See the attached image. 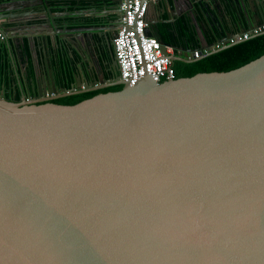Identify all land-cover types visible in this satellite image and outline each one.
<instances>
[{
    "label": "water",
    "instance_id": "95a60500",
    "mask_svg": "<svg viewBox=\"0 0 264 264\" xmlns=\"http://www.w3.org/2000/svg\"><path fill=\"white\" fill-rule=\"evenodd\" d=\"M53 1L0 0V51L14 46L10 20L39 31L17 44L35 55L46 26L63 40L88 32L57 29ZM237 2L229 23L211 17L222 46L201 58L243 42L229 43L230 28L241 35L264 23V0L249 12ZM45 76L35 69L19 102L0 95V264H264V54L228 72L161 83L147 75L133 86L74 75L67 90Z\"/></svg>",
    "mask_w": 264,
    "mask_h": 264
},
{
    "label": "flooded vegetation",
    "instance_id": "af4514ba",
    "mask_svg": "<svg viewBox=\"0 0 264 264\" xmlns=\"http://www.w3.org/2000/svg\"><path fill=\"white\" fill-rule=\"evenodd\" d=\"M65 1L67 0L50 2L52 12L58 14L54 18L57 29L71 30L83 28L88 29V32L85 34H65L62 36L67 40H63L51 27L46 26L44 32H42V37H47L48 42H43L41 46L36 43L37 45L35 46L36 53L38 49L40 55H42L41 59L45 66L44 73L47 75V72L50 71L56 86L67 90L76 84L74 75L79 77L80 84L87 85H90L101 74L106 77V80L116 78L118 76V69L115 66L112 41L116 27L121 21L120 3L118 0H88V4L86 3L83 9L68 11L67 5L64 3ZM74 1L76 2V6H80L78 4L86 0ZM55 8H58L59 11L55 12L53 10ZM175 23L172 22L171 24ZM158 30V27H155V31L153 32L156 34ZM17 50L21 54H25V48L21 50L18 47ZM1 54L6 60L9 61L11 59V55L4 54L3 51H0ZM62 55L66 56L68 70L71 71L72 75V82L68 83V88H66L67 81L64 79V72L60 65L63 59ZM9 65H11L10 62ZM4 75L7 78L12 77L9 69L8 73L6 71ZM23 75L17 76L16 74V82L14 84L10 82L11 85L7 86L2 81L4 79L3 75L0 74V95L3 93L4 99L16 102L21 101L22 94H26L22 90L26 87V80L29 77L27 68L23 72ZM27 98L32 99L29 91H27Z\"/></svg>",
    "mask_w": 264,
    "mask_h": 264
},
{
    "label": "trees",
    "instance_id": "16d2710c",
    "mask_svg": "<svg viewBox=\"0 0 264 264\" xmlns=\"http://www.w3.org/2000/svg\"><path fill=\"white\" fill-rule=\"evenodd\" d=\"M87 2L88 0L80 2V4H78L80 6H76V2L74 0H67L64 3L67 5L68 11H75L83 9ZM53 10H55V12L59 11L58 8ZM158 29L159 30L154 37H156L159 41H162L165 45L173 47L175 53L179 50V48H182L185 51L193 50V52H200V50L204 47H210L215 43L214 38L208 30L201 32L200 26L190 25V21L186 17L180 18L175 24H160ZM25 54V57L28 59L26 46ZM263 54L264 34L250 37L243 42L237 43L215 54L203 58L199 57L198 61L194 63L185 64L181 62H174L172 63L174 79L188 78L198 73L228 72L259 58ZM62 58L63 59L61 60L60 65L62 67V71L64 72V79L67 81L66 88H68V83L70 84L72 82V75L70 73L71 71L68 70L66 56L62 55ZM2 59L3 63L0 68V74L3 75L4 79L2 81L4 84L9 85L10 82L12 83V77H5V72L7 71L8 73V65L6 59L4 57H2ZM27 71L29 76H31L33 72L32 69L28 67ZM121 88V86L108 87L92 92L60 98L54 100L52 103L71 106L97 94L116 92L121 90Z\"/></svg>",
    "mask_w": 264,
    "mask_h": 264
},
{
    "label": "built area",
    "instance_id": "2783aa9c",
    "mask_svg": "<svg viewBox=\"0 0 264 264\" xmlns=\"http://www.w3.org/2000/svg\"><path fill=\"white\" fill-rule=\"evenodd\" d=\"M150 1L122 0L119 5L121 21L112 43L119 79L129 86L135 85L147 75H152L155 83L174 79L172 62L168 58L174 55L173 47L167 45L162 47L156 37L145 35V30L148 28L147 12ZM262 33H264V23L253 28L250 33L233 36L229 39V43L245 41ZM4 38V34L0 32V41ZM221 46V44L212 45L202 50V53ZM199 57V52L194 51L189 53L186 59Z\"/></svg>",
    "mask_w": 264,
    "mask_h": 264
},
{
    "label": "crops",
    "instance_id": "0c3cea01",
    "mask_svg": "<svg viewBox=\"0 0 264 264\" xmlns=\"http://www.w3.org/2000/svg\"><path fill=\"white\" fill-rule=\"evenodd\" d=\"M151 1L153 2L159 1L161 5L164 3L167 7V14L159 13V11H157V8L155 7L150 8L148 10L147 19L150 18V20L155 22L153 31H155V27H158L160 24H164V23L171 24L172 22H177L182 17H186L190 21V25L200 26V30L201 32H203L204 30H208L207 25L210 23L211 17H213L216 22L222 20L225 23H229L228 15L230 16V18L235 19L236 17L235 13L240 11L239 4L237 2L238 0L236 1L234 0H177V1L151 0ZM227 3H228V8H227ZM224 4L226 7L225 15L222 10V7L224 6ZM257 5H258V0H241L240 8H242L243 11L249 12ZM232 8H234V11H232ZM168 15L172 17V19L174 20L167 22L166 20H167ZM8 22H9L8 27L11 28V34H12V38L10 37V40L12 41L14 46L12 47V51H11V59H9V61L6 60V62L8 63V69L13 78L12 84L16 82V73H17V76L18 75L24 76L23 72L28 67L31 68L32 71L36 69L38 76L40 74V76L42 75V77H46L45 76L46 74L44 73L45 66L43 64L40 51L38 49L36 53L37 56H35L33 53H30L31 47L26 46L27 53H28V59L24 57L25 55L24 53L21 54V52H18L17 50L18 40L21 38V36H23L26 33H33L32 36L37 40L38 38L37 35L39 32L35 31V29H32L30 26L29 28H26L25 26H21L19 23H14L16 21L10 20ZM31 24L32 23L30 22L29 25ZM248 28H250V25H248ZM229 30H231V32L233 33V36L239 35L237 31H235L234 29L230 28ZM153 31L151 32L152 36H156V34ZM224 36L225 34L222 33V37ZM24 40L26 42V39ZM176 54L177 56L183 57V58H186V56L188 55L187 53L180 51V50L176 51ZM2 57L3 56L1 54L0 55V68L3 63ZM9 62L11 65H9ZM10 85L11 83L9 84V86Z\"/></svg>",
    "mask_w": 264,
    "mask_h": 264
}]
</instances>
